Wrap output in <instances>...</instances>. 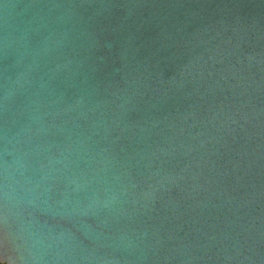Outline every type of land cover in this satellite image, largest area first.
<instances>
[{"label":"water","instance_id":"water-1","mask_svg":"<svg viewBox=\"0 0 264 264\" xmlns=\"http://www.w3.org/2000/svg\"><path fill=\"white\" fill-rule=\"evenodd\" d=\"M2 264H264V0H0Z\"/></svg>","mask_w":264,"mask_h":264},{"label":"flooded vegetation","instance_id":"flooded-vegetation-1","mask_svg":"<svg viewBox=\"0 0 264 264\" xmlns=\"http://www.w3.org/2000/svg\"><path fill=\"white\" fill-rule=\"evenodd\" d=\"M0 264H2V263L0 262Z\"/></svg>","mask_w":264,"mask_h":264}]
</instances>
